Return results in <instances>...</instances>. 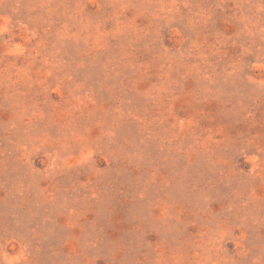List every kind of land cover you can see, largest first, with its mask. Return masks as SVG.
I'll return each mask as SVG.
<instances>
[{
    "label": "rangeland",
    "instance_id": "1",
    "mask_svg": "<svg viewBox=\"0 0 264 264\" xmlns=\"http://www.w3.org/2000/svg\"><path fill=\"white\" fill-rule=\"evenodd\" d=\"M0 264H264V0H0Z\"/></svg>",
    "mask_w": 264,
    "mask_h": 264
}]
</instances>
